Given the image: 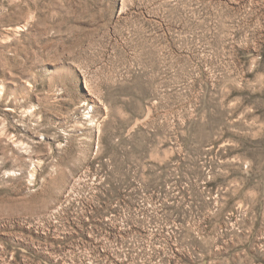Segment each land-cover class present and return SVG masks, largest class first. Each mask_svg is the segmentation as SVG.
Here are the masks:
<instances>
[{
    "label": "rangeland",
    "instance_id": "rangeland-1",
    "mask_svg": "<svg viewBox=\"0 0 264 264\" xmlns=\"http://www.w3.org/2000/svg\"><path fill=\"white\" fill-rule=\"evenodd\" d=\"M0 264H264V0H0Z\"/></svg>",
    "mask_w": 264,
    "mask_h": 264
}]
</instances>
